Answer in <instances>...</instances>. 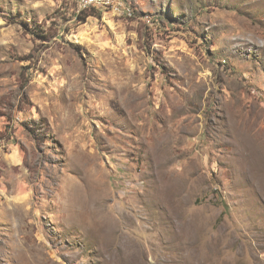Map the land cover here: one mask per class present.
<instances>
[{
	"label": "rangeland",
	"instance_id": "374dc122",
	"mask_svg": "<svg viewBox=\"0 0 264 264\" xmlns=\"http://www.w3.org/2000/svg\"><path fill=\"white\" fill-rule=\"evenodd\" d=\"M118 1L0 0V264H264V0Z\"/></svg>",
	"mask_w": 264,
	"mask_h": 264
},
{
	"label": "built area",
	"instance_id": "2783aa9c",
	"mask_svg": "<svg viewBox=\"0 0 264 264\" xmlns=\"http://www.w3.org/2000/svg\"><path fill=\"white\" fill-rule=\"evenodd\" d=\"M78 4L81 5L80 10H78L79 13L91 7L114 9L116 5H122L118 0H78Z\"/></svg>",
	"mask_w": 264,
	"mask_h": 264
},
{
	"label": "trees",
	"instance_id": "16d2710c",
	"mask_svg": "<svg viewBox=\"0 0 264 264\" xmlns=\"http://www.w3.org/2000/svg\"><path fill=\"white\" fill-rule=\"evenodd\" d=\"M92 11L93 10H90V9L81 11L80 14L78 15V19L80 21H86L88 17L95 16L96 14L93 13ZM40 38H43L42 40H46V35H44L43 37H40Z\"/></svg>",
	"mask_w": 264,
	"mask_h": 264
},
{
	"label": "bare ground",
	"instance_id": "6f19581e",
	"mask_svg": "<svg viewBox=\"0 0 264 264\" xmlns=\"http://www.w3.org/2000/svg\"><path fill=\"white\" fill-rule=\"evenodd\" d=\"M88 206H89L88 204L83 205V208H84L83 211H84V212L87 211V213H89V207H91V208H92V207H95V206H89V207H88ZM94 217H95V216H94ZM92 218H93V216H91V219H92ZM96 218H97V217H96ZM96 218H95V219H96ZM91 221H93V220H91ZM97 224H98V223H97ZM93 231H94V230H93ZM40 261H41V260H40Z\"/></svg>",
	"mask_w": 264,
	"mask_h": 264
}]
</instances>
